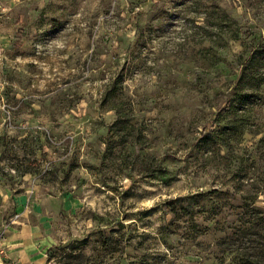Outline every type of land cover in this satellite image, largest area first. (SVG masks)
<instances>
[{"label": "rangeland", "instance_id": "1", "mask_svg": "<svg viewBox=\"0 0 264 264\" xmlns=\"http://www.w3.org/2000/svg\"><path fill=\"white\" fill-rule=\"evenodd\" d=\"M23 183L43 264H264V0H0V264Z\"/></svg>", "mask_w": 264, "mask_h": 264}, {"label": "crops", "instance_id": "2", "mask_svg": "<svg viewBox=\"0 0 264 264\" xmlns=\"http://www.w3.org/2000/svg\"><path fill=\"white\" fill-rule=\"evenodd\" d=\"M37 197V187L32 183H23L14 195L15 217L19 218L12 219L3 239L2 256L7 264H43L48 250L60 239L54 227L60 222V202L55 208L54 202Z\"/></svg>", "mask_w": 264, "mask_h": 264}, {"label": "trees", "instance_id": "3", "mask_svg": "<svg viewBox=\"0 0 264 264\" xmlns=\"http://www.w3.org/2000/svg\"><path fill=\"white\" fill-rule=\"evenodd\" d=\"M255 58L254 53L252 52V56L250 57V60H253Z\"/></svg>", "mask_w": 264, "mask_h": 264}, {"label": "built area", "instance_id": "4", "mask_svg": "<svg viewBox=\"0 0 264 264\" xmlns=\"http://www.w3.org/2000/svg\"><path fill=\"white\" fill-rule=\"evenodd\" d=\"M19 218V215H17L14 219H13V221L14 220H16V219H18ZM2 241V239H0V242Z\"/></svg>", "mask_w": 264, "mask_h": 264}]
</instances>
